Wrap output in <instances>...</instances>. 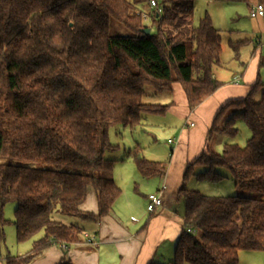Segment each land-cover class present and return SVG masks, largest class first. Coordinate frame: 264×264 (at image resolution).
<instances>
[{
    "label": "trees",
    "instance_id": "16d2710c",
    "mask_svg": "<svg viewBox=\"0 0 264 264\" xmlns=\"http://www.w3.org/2000/svg\"><path fill=\"white\" fill-rule=\"evenodd\" d=\"M156 2L145 12L150 0H0V246L8 222L4 209L11 202L17 205L19 244L44 234L27 255L7 258L5 264H30L52 245H66L67 252L82 242L83 230L55 219L54 213L82 222L111 213L121 195L113 178L115 161L105 157L116 149L111 128L135 130L144 116H164L171 106L146 103L147 87L173 95L180 85L193 110L222 86L214 78L222 36L211 18L195 27L196 0ZM143 13L150 15L151 25ZM113 22L130 35H113ZM231 45L239 51L237 43ZM238 121L251 131L247 146L226 144L222 154L215 153L210 140L237 136ZM126 155L145 178L167 172V163L147 160L141 146ZM197 166L205 168L200 181L219 182L224 176L218 170H228L240 194L211 197L188 190ZM90 190L97 197V213L83 210ZM178 199L185 203V215L173 264H239L242 251L264 254L260 78L245 97L219 110L205 149L186 167ZM60 264L72 263L65 255Z\"/></svg>",
    "mask_w": 264,
    "mask_h": 264
},
{
    "label": "crops",
    "instance_id": "0c3cea01",
    "mask_svg": "<svg viewBox=\"0 0 264 264\" xmlns=\"http://www.w3.org/2000/svg\"><path fill=\"white\" fill-rule=\"evenodd\" d=\"M247 1L250 2V10L251 6L258 2V0ZM253 19L254 32L260 33L256 50L248 65L245 67L242 65L243 68L240 67L232 75L230 83H222L214 94L193 110L189 109L180 85H175L172 101L166 104L171 106L162 116L171 115L172 117L173 115L177 118L172 127L166 126L167 138L169 141L172 140L174 145L166 174L162 177H143L132 159L127 158L126 155L127 150L141 146L140 143L136 141L134 146H126L124 155L118 159L120 166L116 163L113 171V178L121 189V195L113 205L111 213L97 222H83V226L77 224L83 230V234L95 235L98 245L86 244L83 235L82 242L69 247L67 252L61 245H52L30 264H60L65 255L72 264H150L153 261L159 264H171L184 228L185 207L181 204L182 200L178 199V193L183 184L186 167L205 149L209 142V129L219 110L228 101L245 97L251 86L258 80L264 50V16ZM247 42L242 43L245 45ZM216 68H221V65L214 69ZM220 75L219 71L214 70V78L219 82ZM238 76L240 78L236 80ZM242 80L245 83L242 84ZM184 120L185 124L180 130L177 122ZM159 123L168 124V122ZM133 132L145 135L151 133L145 130L144 123H141L137 129L131 130V133ZM177 137V140H173ZM183 143H187L184 148ZM144 156L149 161L159 162L157 157H153L154 155L151 157L145 153ZM218 172L223 175L219 170ZM223 176V180H226V176ZM231 185L235 189L233 182ZM150 194H159L164 204L161 209L153 213L147 209ZM83 210L97 213V197L93 190L89 191ZM21 247L15 254L0 253V264H5L7 258L27 255L32 250L33 243L30 246ZM243 252L246 251L240 252V263Z\"/></svg>",
    "mask_w": 264,
    "mask_h": 264
},
{
    "label": "rangeland",
    "instance_id": "374dc122",
    "mask_svg": "<svg viewBox=\"0 0 264 264\" xmlns=\"http://www.w3.org/2000/svg\"><path fill=\"white\" fill-rule=\"evenodd\" d=\"M148 4V3H147ZM145 5L144 11H151L149 5ZM209 16L213 22V25L220 31L222 36V55H221V68H216L220 72V82L230 83L232 81V75L238 71L242 65L247 66L254 55L257 47V41L260 38L259 32H254L255 23L254 19L250 16V2L240 1L235 3H227L219 0H196V9L194 16V25L198 27L201 20ZM145 24L151 25V21H146ZM152 32H156V28L152 27ZM111 33L113 35H130V32L122 25L113 22L111 24ZM248 41L245 45L238 42ZM237 43L238 50L231 45V43ZM235 46V45H234ZM239 54V55H238ZM219 69V70H218ZM260 81L264 84V50L262 52V63L260 67L259 76ZM242 84L245 83L243 80ZM245 85V84H244ZM172 94L169 93H156L151 87H147L145 90L144 101L149 104H162L166 105L172 101ZM257 100L261 99V93L257 95ZM171 114V113H170ZM145 117V118H144ZM142 123H144L145 130L151 132L147 135L140 134L138 132L131 133L128 127L122 125H116L111 128L110 140L111 144L118 147L115 151H107L105 157L111 159L116 163H119V158L124 155V148L127 146H134L136 141L140 143L143 148V153L149 156L157 157L159 162L169 164L172 158V151L174 145L172 140H168V129L166 126L172 127L177 118L173 115H167L166 117L158 116H144ZM166 118V119H165ZM155 120V122H151ZM168 122V124L159 123ZM224 122V121H223ZM171 123V125H170ZM185 120L177 122V127L181 130ZM148 126V127H147ZM236 127L239 133L235 137L214 135L211 141V148L217 154H222L224 146L226 144H236L240 148H245L249 139L251 138V131L242 121L236 123ZM140 129V128H139ZM153 133V134H152ZM140 135V136H139ZM156 135V139H154ZM142 137V138H141ZM141 138V141L139 140ZM174 138L173 140H177ZM183 148L187 146V143H183ZM120 147V148H119ZM39 167H51L50 165H40ZM120 166V163L119 165ZM119 168V167H118ZM205 170L202 166H197L194 170V174L187 181V189L199 191L200 193L211 197H227L239 195L240 192L233 188L232 179L228 170L219 169V171L226 176V180L219 182L200 181L197 176L199 173ZM182 206L185 207L184 201H181ZM16 203H8L4 209V217L8 221L5 226V243L0 246V253L5 255L8 252L15 254L18 252L21 246H30L34 240L40 239L43 236V232L38 234L32 241L21 245L17 241L15 221ZM55 219L62 221L67 225L79 224L81 226L84 223L77 218L69 217L62 214L54 213ZM22 248V247H21ZM175 256V254H174ZM242 259L240 264H264V254L262 252H243L241 254ZM251 256V257H250ZM258 256V258L256 257ZM174 262V257L171 264Z\"/></svg>",
    "mask_w": 264,
    "mask_h": 264
},
{
    "label": "built area",
    "instance_id": "2783aa9c",
    "mask_svg": "<svg viewBox=\"0 0 264 264\" xmlns=\"http://www.w3.org/2000/svg\"><path fill=\"white\" fill-rule=\"evenodd\" d=\"M157 7V2L156 0H150V8L154 9ZM158 12L160 13L161 10L159 9ZM250 16L252 18H257V17H263L264 16V5L262 3H255L251 6V10H250ZM142 18L143 20L146 21H150V15L148 13H143L142 14ZM240 77H236V80L239 79ZM193 126V124H192ZM148 211L153 213L156 212L158 209H161L163 207V201L162 198L159 194H150L148 196ZM186 232L190 233L192 232L191 229H186ZM84 238H85V243L90 245V246H97L98 243L96 241V237L95 235L89 234V233H84ZM63 250H66L67 247L66 245H61Z\"/></svg>",
    "mask_w": 264,
    "mask_h": 264
},
{
    "label": "water",
    "instance_id": "95a60500",
    "mask_svg": "<svg viewBox=\"0 0 264 264\" xmlns=\"http://www.w3.org/2000/svg\"><path fill=\"white\" fill-rule=\"evenodd\" d=\"M144 32L145 34L149 35L151 33V29H145Z\"/></svg>",
    "mask_w": 264,
    "mask_h": 264
}]
</instances>
